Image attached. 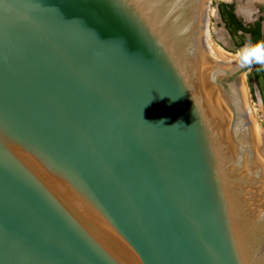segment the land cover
<instances>
[{
	"label": "water",
	"instance_id": "1",
	"mask_svg": "<svg viewBox=\"0 0 264 264\" xmlns=\"http://www.w3.org/2000/svg\"><path fill=\"white\" fill-rule=\"evenodd\" d=\"M210 4L0 0V264H264V47L213 51Z\"/></svg>",
	"mask_w": 264,
	"mask_h": 264
},
{
	"label": "rangeland",
	"instance_id": "2",
	"mask_svg": "<svg viewBox=\"0 0 264 264\" xmlns=\"http://www.w3.org/2000/svg\"><path fill=\"white\" fill-rule=\"evenodd\" d=\"M229 1L231 0H211V14L209 18L208 30L209 40L211 43L210 45L214 49V51L216 53H219L222 57L227 58L226 56H233L232 58H234L235 56H241V54H246L250 51L234 53L230 50L225 49L223 46L224 44L232 47L233 41L229 38L227 32L224 29L223 22L221 21L222 12L219 8V13V11L217 10V6L223 2L226 3ZM249 2L250 0H234L237 12L239 11L241 5L247 4ZM254 6L264 7V0H255L252 11H254ZM239 15L241 16V14ZM237 41L240 40L237 39ZM238 81L245 91L247 107L249 109L252 123L259 133V138L264 137V75L259 72L258 68H255L254 64L240 76Z\"/></svg>",
	"mask_w": 264,
	"mask_h": 264
},
{
	"label": "flooded vegetation",
	"instance_id": "3",
	"mask_svg": "<svg viewBox=\"0 0 264 264\" xmlns=\"http://www.w3.org/2000/svg\"><path fill=\"white\" fill-rule=\"evenodd\" d=\"M219 8L222 12L221 21L224 29L233 41L232 47L223 44L225 49L239 53L264 47V7L254 6L250 18L238 14L234 0L218 5L217 10L220 13ZM262 67H264V55L255 63V68H258L259 72L264 75L261 71Z\"/></svg>",
	"mask_w": 264,
	"mask_h": 264
},
{
	"label": "bare ground",
	"instance_id": "4",
	"mask_svg": "<svg viewBox=\"0 0 264 264\" xmlns=\"http://www.w3.org/2000/svg\"><path fill=\"white\" fill-rule=\"evenodd\" d=\"M255 0H250L249 3L247 4H244V5H241L240 8H239V13L242 14L245 18H250L251 14H252V10H253V4H254ZM211 46V45H210ZM212 48V47H211ZM212 50L214 51V49L212 48ZM219 54V53H217ZM223 54V53H221ZM220 55V54H219ZM221 56V55H220ZM226 56V55H224ZM227 58L229 56H226ZM233 57V56H232ZM231 57V58H232ZM241 56H235L234 58H240ZM225 58V57H224ZM236 91L238 92L239 96H240V99L242 101V104H243V107L245 109V106L247 104L246 102V96H245V91L243 90L242 87H236L235 88ZM247 92V91H246ZM252 122V121H251ZM250 126L252 128V131H253V134L255 136V139H256V142L258 144V147L260 149V152H261V157H262V162L264 164V147H263V140H262V137L259 138V133L257 132L255 126L253 125V123H250Z\"/></svg>",
	"mask_w": 264,
	"mask_h": 264
},
{
	"label": "trees",
	"instance_id": "5",
	"mask_svg": "<svg viewBox=\"0 0 264 264\" xmlns=\"http://www.w3.org/2000/svg\"><path fill=\"white\" fill-rule=\"evenodd\" d=\"M262 59H263V58H262ZM261 71L264 72V67H262Z\"/></svg>",
	"mask_w": 264,
	"mask_h": 264
}]
</instances>
